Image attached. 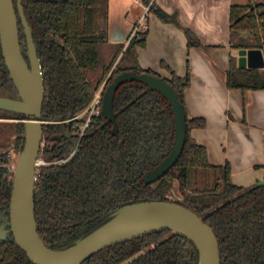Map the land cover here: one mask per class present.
Here are the masks:
<instances>
[{
	"label": "trees",
	"instance_id": "16d2710c",
	"mask_svg": "<svg viewBox=\"0 0 264 264\" xmlns=\"http://www.w3.org/2000/svg\"><path fill=\"white\" fill-rule=\"evenodd\" d=\"M148 6L153 0H141ZM15 6L17 1L14 0ZM33 30L45 78L42 119L44 134L62 135L55 147L43 149L50 163L67 158L73 150L75 130L66 138L67 120L84 112L102 88L124 72L148 73L141 68L138 48L148 33L128 45L109 44L106 32L108 0H22ZM165 23L173 18L151 5ZM233 50L264 52V0L233 6L230 13ZM22 51L27 58L24 29L19 20ZM189 47H201L194 34L184 29ZM165 79L181 101L187 115L185 92L191 74L173 71ZM160 77V76H158ZM230 90H264V70L240 69L231 58L226 77ZM0 96L19 98L0 47ZM114 110L119 130L103 114L95 118L80 142V150L63 165L39 170L35 191L38 232L52 250L72 247L106 223L119 209L140 202H170L178 186L181 205L196 213L214 231L220 245L221 264H264V182L244 189L231 180V168L214 166L207 150L191 137L193 129L206 128L203 119H188L183 153L168 174L145 185V173L169 153L174 139L173 114L167 101L140 83L121 86ZM7 112L0 119H13ZM19 119H22L19 117ZM23 123L0 122V223L9 221L14 163L13 149L24 147ZM131 261V262H130ZM0 264H33L12 237L0 242ZM83 264H199L192 242L171 231L145 236L104 249Z\"/></svg>",
	"mask_w": 264,
	"mask_h": 264
},
{
	"label": "water",
	"instance_id": "95a60500",
	"mask_svg": "<svg viewBox=\"0 0 264 264\" xmlns=\"http://www.w3.org/2000/svg\"><path fill=\"white\" fill-rule=\"evenodd\" d=\"M16 1L17 10L14 0H0V47L19 96V99L0 96V113L7 112L14 117L0 119V122L23 123L25 135L24 147L13 151L9 221L0 223V242L12 237L33 264H83L104 249L171 231L194 244L199 253V264H221L220 245L214 231L196 213L181 205L183 199L180 193L177 199L171 197L176 196L174 188L168 195L170 202H140L123 207L68 249L55 251L46 246L39 235L35 215L37 163L45 124L42 119L45 78L22 0ZM19 20L24 29L27 58L22 51ZM238 57L240 69H264L261 50H239ZM133 82L143 84L148 92L160 94L173 114L172 146L167 156L144 174L142 181L148 186L172 171L180 159L187 140V115L177 94L164 78L148 73L124 72L106 87L102 98V114L106 123L113 125L112 135L116 136L119 130L114 110L116 93L121 86Z\"/></svg>",
	"mask_w": 264,
	"mask_h": 264
},
{
	"label": "crops",
	"instance_id": "0c3cea01",
	"mask_svg": "<svg viewBox=\"0 0 264 264\" xmlns=\"http://www.w3.org/2000/svg\"><path fill=\"white\" fill-rule=\"evenodd\" d=\"M246 2L256 1L153 0L156 10L176 23H165L151 12L146 45L137 50L141 68L161 78L169 79L171 71L181 77L190 71L187 117L203 119L207 125L193 129L191 137L205 147L210 164H228L233 184L244 189L264 182V90H230L226 84L231 58L237 63L239 58L231 46V8ZM145 6L141 0H108L109 44L127 40ZM184 29L202 46L189 47Z\"/></svg>",
	"mask_w": 264,
	"mask_h": 264
},
{
	"label": "built area",
	"instance_id": "2783aa9c",
	"mask_svg": "<svg viewBox=\"0 0 264 264\" xmlns=\"http://www.w3.org/2000/svg\"><path fill=\"white\" fill-rule=\"evenodd\" d=\"M151 5L145 6L144 13L140 18L138 24L132 29L131 33L129 34L126 45H128L134 38H137L138 35L147 33L148 32V21L149 15L151 13ZM102 89L96 93L93 101L88 106V108L84 111L85 113V120L78 126L79 132L82 135L84 131L92 124L93 120L99 117L102 113ZM83 113V114H84ZM79 116L76 117L78 119ZM46 162L43 159H39L37 163V174L36 179L38 178L39 170L42 166H45ZM12 171V165L10 166Z\"/></svg>",
	"mask_w": 264,
	"mask_h": 264
},
{
	"label": "flooded vegetation",
	"instance_id": "af4514ba",
	"mask_svg": "<svg viewBox=\"0 0 264 264\" xmlns=\"http://www.w3.org/2000/svg\"><path fill=\"white\" fill-rule=\"evenodd\" d=\"M15 3V2H14ZM23 6V5H22ZM16 7V6H15ZM24 8V7H23ZM16 10H17V7H16ZM25 11V10H24ZM18 13V12H17ZM19 99V98H17ZM84 112H82L81 114L77 115L79 116L78 119H76L77 116L71 118L70 120H67L65 122H62L63 124H66L67 125V134H66V138L71 140V137H72V134L70 132V128H71V125H73V128L75 130V133L73 134L74 137H76L75 141L73 142V150L72 152L70 153V155L67 157V158H62L60 160H57V161H54V162H46V165H51V164H55V165H63V164H66L69 160H71L75 154L80 150V142H81V139L83 138V136L86 134V131L87 129L90 127H88L84 133L81 135L80 132H79V129H78V126L85 120V113L83 114ZM45 124H47L46 122H44ZM44 124V125H45ZM44 125H43V131H44ZM113 129V128H112ZM68 132H69V137L68 136ZM112 132V131H111ZM57 138L55 140H52V138ZM63 138L62 135H53V136H49L47 137L44 133H43V140L41 142V151H40V155H39V159H43L42 156H43V149L44 148H49V147H55L58 143L59 140H61ZM44 145V146H43ZM43 146V147H42ZM16 149H12V155H13V158H14V152Z\"/></svg>",
	"mask_w": 264,
	"mask_h": 264
},
{
	"label": "rangeland",
	"instance_id": "374dc122",
	"mask_svg": "<svg viewBox=\"0 0 264 264\" xmlns=\"http://www.w3.org/2000/svg\"><path fill=\"white\" fill-rule=\"evenodd\" d=\"M253 1H256V2H254V3L257 4V3L262 2L263 0H262V1H261V0H253ZM258 1H259V2H258ZM246 3H248V2H246ZM115 7H116V6L113 7V10H114ZM107 10H108V8H107ZM138 17H141V16H138ZM137 21H138V19H137ZM103 88H104V87H102L101 89L103 90ZM101 89H100V90H101ZM98 92H99V91H98ZM1 113H2V112H1ZM1 113H0V114H1ZM43 146H44V145H43ZM43 146H42V147H43ZM174 189H175V192H176V196H175V195H172L171 197H172L173 199H177V198L180 197L179 192H178V187L176 186Z\"/></svg>",
	"mask_w": 264,
	"mask_h": 264
}]
</instances>
